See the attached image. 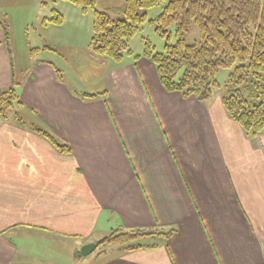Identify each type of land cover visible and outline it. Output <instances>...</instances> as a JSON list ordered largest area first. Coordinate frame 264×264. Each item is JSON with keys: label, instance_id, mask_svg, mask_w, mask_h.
I'll return each mask as SVG.
<instances>
[{"label": "crops", "instance_id": "1", "mask_svg": "<svg viewBox=\"0 0 264 264\" xmlns=\"http://www.w3.org/2000/svg\"><path fill=\"white\" fill-rule=\"evenodd\" d=\"M59 4L83 16L64 1L0 0V94L15 84L23 117L0 118V264H264V132L246 134L218 95L166 92L141 54L113 63L91 38L79 50ZM29 25L36 45L19 55ZM57 45L81 52L87 84ZM158 228L174 233L76 256L117 230Z\"/></svg>", "mask_w": 264, "mask_h": 264}, {"label": "trees", "instance_id": "2", "mask_svg": "<svg viewBox=\"0 0 264 264\" xmlns=\"http://www.w3.org/2000/svg\"><path fill=\"white\" fill-rule=\"evenodd\" d=\"M56 1L70 3L83 15L92 11L91 52L115 63H120L130 54L128 43L146 22L145 13L139 12L151 10L161 2L128 0L122 9L124 19L113 21L104 13L95 11L97 0ZM50 22L61 23V18ZM152 22L155 33L164 40L163 52L155 53L144 42L142 56L155 67L166 92H177L185 98L194 96L201 102H207L220 91L222 85L216 77L225 71L232 86L229 95L221 98L227 116L246 134L256 136L264 132V91L261 89L264 83V2L172 0ZM193 24L198 28L199 43L187 45L183 35ZM171 28L177 37L175 43H170ZM15 86L13 84L9 91L0 94L2 119H6L5 112L17 102ZM245 88L248 92L246 99L240 91ZM84 96L89 99L96 97ZM247 99H259V102L249 105ZM34 130L60 154H69L68 148L49 133L39 128ZM173 233V230L161 233L117 230L107 242L120 248L129 244L125 251L131 252L146 247L139 242L156 236L168 238Z\"/></svg>", "mask_w": 264, "mask_h": 264}, {"label": "rangeland", "instance_id": "3", "mask_svg": "<svg viewBox=\"0 0 264 264\" xmlns=\"http://www.w3.org/2000/svg\"><path fill=\"white\" fill-rule=\"evenodd\" d=\"M127 1L128 0H97L96 6H95V11H97L99 13H104V15H107L113 21L114 20H123L124 16H123L122 9H123V7ZM160 1L161 2L159 3V5L157 7L153 8L151 10H147V11L144 10V11L139 12V13H145L146 22L140 27L138 34L133 39H131L129 41L128 47H129L130 54L126 55L125 57L137 58L140 56L139 54H141V56H142V54L144 52V42L148 43L151 50L154 51L155 53H162L163 52V48H164V44H165L164 40L159 38L157 36V34L155 33V26L152 24L153 23L152 21L162 12L165 5L169 1H172V0H160ZM260 1L264 2V0H260ZM62 7H64L65 9H63ZM58 8L60 9V11L64 12V17H65V20L67 23V24H65L63 30H60V31H64V32H62L63 35L69 36V34H71L72 30L74 29V35L76 36L75 42H76L77 48L79 50H86L89 38H91L92 14H93L92 11H89L87 14L82 16L78 12V10H76L75 8H70V6H67V5L65 6L64 4H59ZM32 19H35V11L32 15ZM170 33H171L170 43H175V41L177 40V37L174 35V29L173 28L170 29ZM15 38L19 44V48H18L19 55L26 54V50L28 49L29 46H33V45L35 46L36 45L35 38H34V32H33L31 25L27 26L23 30L17 31L15 33ZM64 39H66V38H64ZM183 39L187 45L198 44L199 43L198 28L194 24L191 25V28L189 29L188 33L183 35ZM57 46L58 47H56L55 49L60 54L57 57H60V56L65 57L63 59H67L68 63H66V66L68 65L67 67H70V69H71L70 73L72 75H74V77H77V79L80 78L81 80H83V82L85 84H87L89 77L91 76V74L89 72L90 69L83 66L81 63H77L75 60V59H77L78 53H81V52H77L76 50L75 51L70 50L68 48H65V46H63V45H57ZM142 57L145 58L144 56H142ZM52 59L57 61L56 58L52 57ZM107 60L114 63V61H112L110 59H107ZM147 61H149V60H147ZM71 74H70V76H71ZM67 77H69V76L67 75ZM157 77H158V75H157ZM216 80L219 83H221L222 86H221L220 91L215 96L218 95L220 98L228 96L232 90V86L229 83L227 72H225V71L220 72L218 74V76L216 77ZM261 86H262L261 89L264 91V83H262ZM240 91H241L243 98L246 99L248 97V92H247L246 88L241 89ZM103 92L106 95L107 91L105 90ZM168 93H170V92H168ZM263 95H264V92H263ZM258 102H259V99H254V100L253 99L252 100L247 99V103L249 105H254V104H257ZM15 105H16V103H13L11 108L7 109V111L5 112V115L7 116L6 119L10 118V119L20 120L23 118L21 116L22 113L21 114L16 113ZM153 233H161L160 228H158V230H155ZM112 234H114V233L109 234L108 236L102 238L101 240H98L95 243V245L97 246L96 252L94 253L95 255L97 253L103 251V250H106V249H111V248L117 249V248H119L118 246H115V245L114 246L111 244L108 245L107 240H110V237L112 236ZM139 243L146 245L145 241L139 242ZM127 247H129V244L124 245L122 248L126 249Z\"/></svg>", "mask_w": 264, "mask_h": 264}, {"label": "water", "instance_id": "4", "mask_svg": "<svg viewBox=\"0 0 264 264\" xmlns=\"http://www.w3.org/2000/svg\"><path fill=\"white\" fill-rule=\"evenodd\" d=\"M95 249H96L95 244L85 245V246L81 247V249L77 252L76 256H77V258L86 257V256L90 255Z\"/></svg>", "mask_w": 264, "mask_h": 264}]
</instances>
